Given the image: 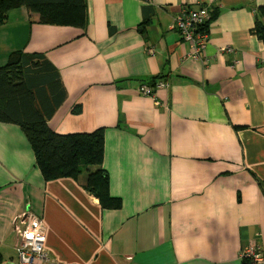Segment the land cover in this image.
Masks as SVG:
<instances>
[{
  "label": "crops",
  "instance_id": "crops-1",
  "mask_svg": "<svg viewBox=\"0 0 264 264\" xmlns=\"http://www.w3.org/2000/svg\"><path fill=\"white\" fill-rule=\"evenodd\" d=\"M85 1L83 28L11 9L0 65L23 50L56 66L67 95L48 126L104 128L102 167L120 207L103 208L71 177L45 181L21 128L0 123V264H19L24 212L45 221V248L66 264H242L245 245L264 251V42L252 31L264 0ZM201 6L208 41L191 58L172 25ZM161 81L158 104L140 93Z\"/></svg>",
  "mask_w": 264,
  "mask_h": 264
},
{
  "label": "trees",
  "instance_id": "trees-1",
  "mask_svg": "<svg viewBox=\"0 0 264 264\" xmlns=\"http://www.w3.org/2000/svg\"><path fill=\"white\" fill-rule=\"evenodd\" d=\"M22 6L36 14H29L30 23L86 25L85 0H0V24L6 22L11 9ZM252 31L264 42V22L256 21ZM66 95L58 69L41 52L13 51L0 66V123L21 128L44 180L71 177L97 197L103 208H119L120 201L111 197L109 177L102 167L104 128L60 133L48 126ZM242 264L251 263L243 259Z\"/></svg>",
  "mask_w": 264,
  "mask_h": 264
},
{
  "label": "built area",
  "instance_id": "built-area-1",
  "mask_svg": "<svg viewBox=\"0 0 264 264\" xmlns=\"http://www.w3.org/2000/svg\"><path fill=\"white\" fill-rule=\"evenodd\" d=\"M210 15L207 7L189 8L182 10L174 19L173 27L180 33L184 42L189 45L193 42L198 45L208 38L206 23ZM205 45H200L196 57L202 52ZM221 50L230 51L228 46H220ZM152 51V50H150ZM165 86L164 82H157L155 86L142 85L139 91L143 95L156 98L155 90ZM158 104V102L156 101ZM19 221L20 225L16 224ZM46 223L40 217L29 212L18 215L14 221L19 240L12 246L19 264H66L50 256L45 248L43 229ZM240 258L247 259L251 264H264L263 248L256 242L245 245L240 251Z\"/></svg>",
  "mask_w": 264,
  "mask_h": 264
},
{
  "label": "bare ground",
  "instance_id": "bare-ground-1",
  "mask_svg": "<svg viewBox=\"0 0 264 264\" xmlns=\"http://www.w3.org/2000/svg\"><path fill=\"white\" fill-rule=\"evenodd\" d=\"M85 3H86V1H85ZM50 25H53V24H50ZM207 41H208V38H205V39H203V40L201 41L200 44L198 43V45L195 44V42L191 43V44L189 45V56H190L191 58L196 57L197 52H198L197 50H198V48L200 47V45H206ZM154 101H158V100L154 98ZM52 131H53V130H52ZM54 132H55V131H54ZM46 233H47V225H45V227H44V229H43V237H44V240H45V241H46Z\"/></svg>",
  "mask_w": 264,
  "mask_h": 264
},
{
  "label": "rangeland",
  "instance_id": "rangeland-1",
  "mask_svg": "<svg viewBox=\"0 0 264 264\" xmlns=\"http://www.w3.org/2000/svg\"><path fill=\"white\" fill-rule=\"evenodd\" d=\"M1 63H3V64H5L6 62H5V60L3 61V62H1ZM3 64H1V65H3ZM0 65V66H1ZM27 208V207H26ZM19 222V221H18ZM18 224V223H17ZM18 225H20V223L18 224ZM17 244V243H16ZM14 246V245H13ZM12 248V247H11ZM13 250V249H12ZM13 252L15 253V251L13 250ZM15 255H16V253H15ZM17 258V257H16ZM19 263V262H18Z\"/></svg>",
  "mask_w": 264,
  "mask_h": 264
}]
</instances>
